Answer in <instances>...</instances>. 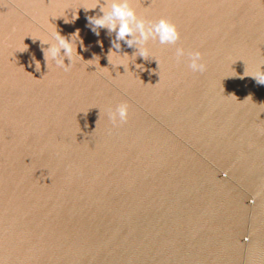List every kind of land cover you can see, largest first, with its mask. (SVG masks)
Returning <instances> with one entry per match:
<instances>
[{
	"label": "water",
	"instance_id": "water-1",
	"mask_svg": "<svg viewBox=\"0 0 264 264\" xmlns=\"http://www.w3.org/2000/svg\"><path fill=\"white\" fill-rule=\"evenodd\" d=\"M132 2L180 39L150 40L147 61L120 41L109 64L115 33L87 26L104 0H0V264H264V85L247 76L264 0ZM56 27L88 49L74 37L68 71L31 37Z\"/></svg>",
	"mask_w": 264,
	"mask_h": 264
},
{
	"label": "clouds",
	"instance_id": "clouds-1",
	"mask_svg": "<svg viewBox=\"0 0 264 264\" xmlns=\"http://www.w3.org/2000/svg\"><path fill=\"white\" fill-rule=\"evenodd\" d=\"M98 4L100 3H89L87 6L82 5L81 7L87 13L89 10L95 9ZM100 11L103 13L102 15L87 16V26L96 36L100 35L101 28L107 29L109 37H111L112 33H115V39L112 40V48L107 54L109 64L112 63L111 57L113 53L119 54V49L121 48L120 41H124L127 47L134 49L131 56H133L135 60L137 57H141L147 61L151 59L149 49L146 47L150 40L158 41L161 45H176L180 39V32L174 22L166 17H161L158 20L152 21L139 16L136 8L133 6L132 0H104L103 6L100 4ZM59 17H64L65 23L72 22L78 18L77 15H74L72 21H70L65 16ZM31 37L34 43L39 40L47 68L50 63H54L56 67L68 71L77 59L84 60L83 57L77 53L76 42L78 39L80 40L81 48L84 51L88 50L84 47L83 40L79 37V29H77L76 33L72 34L70 38L61 35L57 27L43 38L41 36ZM74 37H78V39H74ZM44 45H48V47H44ZM61 50H63V54H61ZM19 51H27V47ZM185 55L186 53L183 47H176L175 56L178 61ZM187 56V66L193 73H203L207 70V65L203 62L202 54L199 51L189 52ZM65 57L69 60L68 64L64 62ZM96 57L98 56L94 55V58ZM33 63L35 65V71L39 72L41 70V64L40 61L35 59L34 55L30 61V66ZM112 66H123L125 68L122 61ZM247 76H251L257 85H264V71H261V66L258 72ZM128 115L129 106L127 103H121L117 105L114 110H108V118L114 126L126 123Z\"/></svg>",
	"mask_w": 264,
	"mask_h": 264
}]
</instances>
